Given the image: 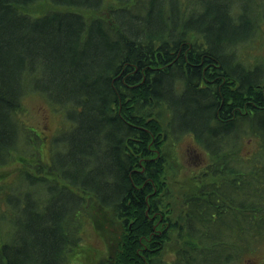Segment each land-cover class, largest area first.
I'll return each instance as SVG.
<instances>
[{
	"label": "trees",
	"instance_id": "obj_1",
	"mask_svg": "<svg viewBox=\"0 0 264 264\" xmlns=\"http://www.w3.org/2000/svg\"><path fill=\"white\" fill-rule=\"evenodd\" d=\"M38 1L0 0V166L19 144L31 88L67 107L62 149L46 164L66 184L22 171L24 187L3 200L12 233L0 264H64L87 196L121 224L103 264H241L264 243V165L246 178L232 163L247 134L264 146V67L238 54L256 32L252 0H112L110 17L91 19L83 11L107 0H48L55 9L30 14ZM164 131L192 133L214 176L175 217Z\"/></svg>",
	"mask_w": 264,
	"mask_h": 264
},
{
	"label": "rangeland",
	"instance_id": "obj_2",
	"mask_svg": "<svg viewBox=\"0 0 264 264\" xmlns=\"http://www.w3.org/2000/svg\"><path fill=\"white\" fill-rule=\"evenodd\" d=\"M186 1L188 0H183V2ZM252 4L257 9L256 32L250 40L240 46L238 54L246 63L253 65L259 63L264 67V0H252ZM116 5L114 1L107 0L105 7L100 11H83V14L88 19L100 16L108 18L111 7ZM55 8L48 0H40L26 7V10L35 15L44 14ZM20 107L18 118L22 127L18 138L19 144L11 154L8 164L0 166V213L4 216L0 218V243L10 239L12 233L11 212L4 205L3 200L11 189L17 186L24 187L21 183L22 171L29 172L33 176L42 173L51 181H56L60 185L66 184L58 174L47 169L46 164L51 161L52 151L54 153L55 149H62L63 142L54 137L70 127L68 118L65 116L67 107L53 104L46 95L31 88H28L23 95ZM161 111L164 127L168 126L170 114L164 108ZM241 139L242 155L240 159L232 163L237 166L236 168H240L247 178L248 171H251L254 165H264V146H261L262 140L253 135L247 134ZM162 145L163 155L166 158L163 177L167 193L164 196V202L168 203V208L174 213L172 217H175L183 211L186 194L200 192L202 185L214 180L208 167L211 156L205 147L196 141L192 133L174 135L169 131L165 132ZM52 147L55 149L52 150ZM217 178L219 179L218 176ZM81 213L82 239L77 246L67 251L64 264H103L108 260L111 250L119 247L118 241L123 234L121 224L113 211L103 209L98 201L89 196L86 197V205ZM97 226L104 228L99 230ZM176 246L177 242L174 240L168 244L165 252L168 259L175 257ZM254 249L245 253L241 264H264V243L255 245Z\"/></svg>",
	"mask_w": 264,
	"mask_h": 264
}]
</instances>
